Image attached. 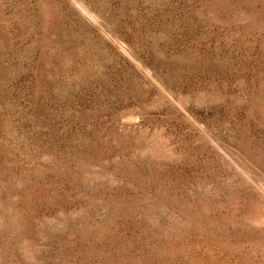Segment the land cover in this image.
Segmentation results:
<instances>
[{"label": "rangeland", "instance_id": "rangeland-1", "mask_svg": "<svg viewBox=\"0 0 264 264\" xmlns=\"http://www.w3.org/2000/svg\"><path fill=\"white\" fill-rule=\"evenodd\" d=\"M0 264H264V0H0Z\"/></svg>", "mask_w": 264, "mask_h": 264}]
</instances>
